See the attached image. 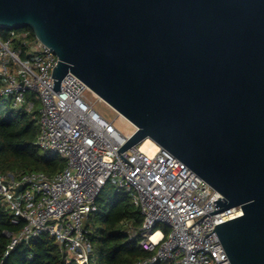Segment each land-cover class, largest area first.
I'll return each instance as SVG.
<instances>
[{
  "label": "water",
  "instance_id": "water-1",
  "mask_svg": "<svg viewBox=\"0 0 264 264\" xmlns=\"http://www.w3.org/2000/svg\"><path fill=\"white\" fill-rule=\"evenodd\" d=\"M0 27L57 54L52 92L72 72L134 124L125 161L150 138L221 194L203 217L240 207L214 230L264 264V0H0Z\"/></svg>",
  "mask_w": 264,
  "mask_h": 264
},
{
  "label": "built area",
  "instance_id": "built-area-1",
  "mask_svg": "<svg viewBox=\"0 0 264 264\" xmlns=\"http://www.w3.org/2000/svg\"><path fill=\"white\" fill-rule=\"evenodd\" d=\"M57 62V54L32 31L11 29L7 36L0 31V96L15 110L37 111L35 144L66 161L52 176L23 170L0 174V205L13 223L24 222L5 255L47 233L67 260L95 264L86 222L97 210V196L112 182L129 193L142 215L138 228L125 225L150 253L135 264H232L214 229L241 215V208L203 217L217 210L214 201L221 194L159 145L143 150L142 142L120 152L133 165L125 161L118 149L129 135L87 98L92 91L78 76L67 73L61 91L52 92Z\"/></svg>",
  "mask_w": 264,
  "mask_h": 264
},
{
  "label": "trees",
  "instance_id": "trees-1",
  "mask_svg": "<svg viewBox=\"0 0 264 264\" xmlns=\"http://www.w3.org/2000/svg\"><path fill=\"white\" fill-rule=\"evenodd\" d=\"M22 29L32 31L31 28L18 30ZM0 31L3 36L9 34L8 28L0 27ZM38 132L37 111L15 110L0 96V174L23 170L42 171L52 176L64 168L63 157L35 144ZM96 204L97 210L89 214L86 222L95 264H135L150 254L140 246L138 237L133 238L125 231L126 223L134 228L142 224V215L127 191L108 182L97 196ZM23 226V221L13 223L11 215L0 205V264H77L66 259L54 237L47 233L18 243L5 255L12 236Z\"/></svg>",
  "mask_w": 264,
  "mask_h": 264
},
{
  "label": "bare ground",
  "instance_id": "bare-ground-1",
  "mask_svg": "<svg viewBox=\"0 0 264 264\" xmlns=\"http://www.w3.org/2000/svg\"><path fill=\"white\" fill-rule=\"evenodd\" d=\"M122 115H119L117 120L115 121L116 126L125 134H131L134 130V124L131 123L127 118L122 116L126 121H122L121 117ZM157 144L153 142L150 138H147L143 141L142 143V149L143 150H156L157 149Z\"/></svg>",
  "mask_w": 264,
  "mask_h": 264
},
{
  "label": "rangeland",
  "instance_id": "rangeland-1",
  "mask_svg": "<svg viewBox=\"0 0 264 264\" xmlns=\"http://www.w3.org/2000/svg\"><path fill=\"white\" fill-rule=\"evenodd\" d=\"M87 98L96 103V108L103 113L108 119L112 121H116L119 117V114L114 111L111 107H109L104 101L99 99L96 95H94L92 92L87 93ZM6 101H9L8 98H4ZM122 121H126L122 116L120 117Z\"/></svg>",
  "mask_w": 264,
  "mask_h": 264
}]
</instances>
